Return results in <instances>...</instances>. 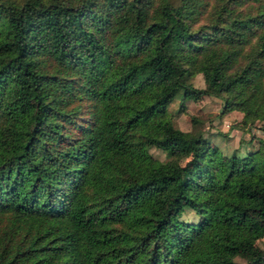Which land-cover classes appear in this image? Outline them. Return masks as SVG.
Returning <instances> with one entry per match:
<instances>
[{
    "label": "trees",
    "instance_id": "1",
    "mask_svg": "<svg viewBox=\"0 0 264 264\" xmlns=\"http://www.w3.org/2000/svg\"><path fill=\"white\" fill-rule=\"evenodd\" d=\"M227 1L0 0V264H264V151L165 114L210 95L264 128V1Z\"/></svg>",
    "mask_w": 264,
    "mask_h": 264
},
{
    "label": "rangeland",
    "instance_id": "2",
    "mask_svg": "<svg viewBox=\"0 0 264 264\" xmlns=\"http://www.w3.org/2000/svg\"><path fill=\"white\" fill-rule=\"evenodd\" d=\"M170 1L176 3V0ZM204 1L207 3L204 13L207 15L200 16L197 21L198 24L206 23L211 18L213 8L219 7L222 2L228 3L227 0ZM263 1L261 0V2ZM257 2L246 0L241 5H236L234 9L245 11L246 9H251ZM254 39L255 37L250 38L249 45L254 42ZM248 48L247 46V50ZM241 58L242 56L237 59L234 67L241 64ZM181 81L189 83L195 88L203 87V81L199 72H193L188 76H183ZM181 101L180 92H177L167 104L165 111L166 117L169 118L176 128L182 131L200 133L209 144L217 147L223 155L234 153L237 156H242L256 149L264 151V128H260L262 122L253 120L251 123H241V113L236 110L221 113V99L219 97L202 95L196 100L191 98L185 99L182 102V108H179ZM147 152L159 163H165L171 158L164 150L152 146L147 148ZM185 159V155L176 156L178 162H183ZM182 218L187 221H193L195 216L192 212H186L182 215ZM256 243L262 247L264 242L260 240ZM234 262L236 264H244V260L239 257H235Z\"/></svg>",
    "mask_w": 264,
    "mask_h": 264
}]
</instances>
